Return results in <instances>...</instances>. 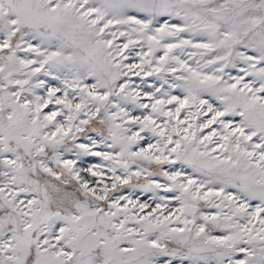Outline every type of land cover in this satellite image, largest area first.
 <instances>
[{"label": "snow or ice", "instance_id": "obj_1", "mask_svg": "<svg viewBox=\"0 0 264 264\" xmlns=\"http://www.w3.org/2000/svg\"><path fill=\"white\" fill-rule=\"evenodd\" d=\"M0 264H264V0H0Z\"/></svg>", "mask_w": 264, "mask_h": 264}]
</instances>
